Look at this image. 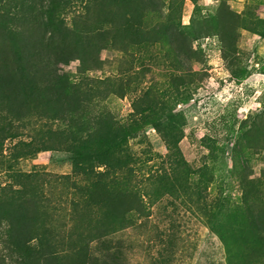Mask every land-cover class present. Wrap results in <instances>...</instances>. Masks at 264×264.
<instances>
[{"label": "rangeland", "instance_id": "374dc122", "mask_svg": "<svg viewBox=\"0 0 264 264\" xmlns=\"http://www.w3.org/2000/svg\"><path fill=\"white\" fill-rule=\"evenodd\" d=\"M86 11L93 37L111 35L97 67L61 70L95 91L89 113L128 125L135 105L154 100L184 119L182 158L152 126L129 139V164L103 182L140 192L143 208L97 239V177L74 175L67 149L24 153L19 142L62 126L31 115L0 131V202L33 200L34 230L49 233L56 264H264V0H78L64 18L80 24ZM173 29L193 53L176 55Z\"/></svg>", "mask_w": 264, "mask_h": 264}, {"label": "trees", "instance_id": "16d2710c", "mask_svg": "<svg viewBox=\"0 0 264 264\" xmlns=\"http://www.w3.org/2000/svg\"><path fill=\"white\" fill-rule=\"evenodd\" d=\"M76 1L0 0V131L15 130L16 123L31 115L62 125L49 129L52 131L42 140L32 138L18 146L22 151L27 149V154L67 149L73 157L74 175L87 180L97 177L88 196L96 207L104 209L92 232L100 239L110 231L112 218L125 221L130 212L143 208L140 192L113 190L103 182V177L107 179L129 164L123 159L128 140L143 127L152 126L160 132L167 150L176 154V163L182 158L179 144L184 137V119L179 114H163L154 100L146 99L144 106H134L140 116L128 125L116 122L109 112L89 113L95 91L81 90L61 66L79 60L85 70L97 67L98 49L111 32L93 37L88 31V10L80 17V24L76 20L69 25L64 11ZM167 38L176 55L193 53L178 30L173 29ZM130 196L135 200L134 208L125 212L114 208L112 200ZM35 219L33 200L0 202V264L57 263L49 252V233L36 234Z\"/></svg>", "mask_w": 264, "mask_h": 264}]
</instances>
